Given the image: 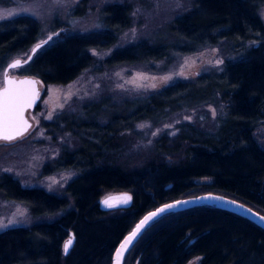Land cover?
Masks as SVG:
<instances>
[{
    "label": "trees",
    "instance_id": "16d2710c",
    "mask_svg": "<svg viewBox=\"0 0 264 264\" xmlns=\"http://www.w3.org/2000/svg\"><path fill=\"white\" fill-rule=\"evenodd\" d=\"M263 5L264 0H191L188 10L168 22L166 38L139 40L110 54L106 66L166 63L172 55L223 43L242 50L239 59L225 61L219 74L177 80L120 107H106L100 122L88 117L98 112L92 105L86 107L87 118L64 119L79 145L64 148L42 171H77L64 195L22 187L10 175L0 176V198L22 203L32 216L58 213L50 221L1 231L0 264H111L118 242L144 213L201 193L221 194L264 216V149L254 139L264 126ZM83 8L81 2L74 11L79 14ZM130 12L126 2L105 5L100 11L102 29L56 35L24 66L23 74L45 84L71 81L91 65L90 49L111 46L128 28ZM39 37L40 26L28 15L0 21V67ZM217 93L226 99L227 114L214 133L182 127L170 141L158 138L141 164L131 165L129 156L120 160V129L144 120L158 123L185 107L209 103ZM200 178L210 183L195 186L193 180ZM102 191H126L132 204L109 214L98 205ZM71 231L74 243L63 255ZM192 257H200L199 264H264V229L214 205L172 211L142 230L123 264H186Z\"/></svg>",
    "mask_w": 264,
    "mask_h": 264
},
{
    "label": "rangeland",
    "instance_id": "374dc122",
    "mask_svg": "<svg viewBox=\"0 0 264 264\" xmlns=\"http://www.w3.org/2000/svg\"><path fill=\"white\" fill-rule=\"evenodd\" d=\"M190 1L0 0V14H16L0 21L28 15L38 22L40 37L36 43L48 42L49 37L53 38L58 34H87L102 29L100 11L105 5L126 2L131 6L128 28L118 34L111 46L90 49L91 65L74 79L65 84H45L39 79L40 98L28 114L32 122L30 129L18 139L0 142V176L8 174L22 187H38L48 193L64 195L65 185L77 175V171L70 168L42 173L45 166H52V162L58 158L64 148L72 150L79 145L77 137L72 135L73 130L64 127V119L83 120L84 117L87 118L86 107L92 105L96 106L98 112L94 111L88 117L100 122L101 117L104 116L103 111L108 110L106 107H120L123 102L147 96L177 80L191 81L200 76H215L222 71L225 61L239 59L242 50L223 43L208 45L187 54L172 55V59L166 63L161 61L143 65L114 66L104 64V60L114 51L139 40L155 42L166 38L165 28L168 22L176 14L188 10ZM81 2L84 3V8L79 14L75 13L74 9ZM259 16L264 23V5L259 9ZM54 26L58 28L54 30ZM249 44L250 42H247L244 45ZM30 48L9 57L3 63L0 67V87L3 85L6 64L16 57L24 60ZM25 65L9 69L8 74L15 77L24 75ZM226 108V99L217 93L209 103L185 107L162 117L158 123L144 120L136 123L131 129H120L121 146L118 147L122 150L118 154L120 160L124 161L129 156L131 165L141 164L158 138L170 141L178 136L182 127L187 126L205 134H212L227 114ZM142 125L144 127H141ZM254 139L264 149V126L258 128ZM192 183L201 186L210 183V179H194ZM112 193L117 192L102 191L99 200ZM69 202L71 207L72 203ZM119 210L108 212L112 214ZM56 216L58 213L32 216L22 203L0 198V223L6 225L0 228V232L9 228L30 226L39 221H50ZM199 263L200 257H192L186 262V264Z\"/></svg>",
    "mask_w": 264,
    "mask_h": 264
},
{
    "label": "water",
    "instance_id": "95a60500",
    "mask_svg": "<svg viewBox=\"0 0 264 264\" xmlns=\"http://www.w3.org/2000/svg\"><path fill=\"white\" fill-rule=\"evenodd\" d=\"M45 42H47V41H41V42L34 43L31 46L30 50H29L28 56L24 60H21L20 58L16 57V58L10 60L6 64V66L4 68L3 85H2V87H0V92H3V90L6 87H8V88H11V89H14V90H22V91H26V92H29V93L32 92V91H34L36 93V95L32 99V103L30 105H25L23 107V110L20 113V118L23 121L26 122V127H25L24 131L22 132V134L19 137L23 136L30 129V127L32 125V122H31L30 117H29L28 114H29L30 111H32L34 109V107L37 105V102L39 101V98H40V96H39V94H40V86H39L40 84H39V82H40V80H39L38 77H36L34 75H29V74H24V75H21V76H18V77L10 76L8 74V70L11 69V68H15V67H10V65H13L17 61H19V65L18 66L25 65L28 61L31 60V59H29V57L32 58L35 55V53L42 46H44ZM38 44L40 45V48H38L37 51L35 53H33V49L36 48V46ZM18 66H16V67H18ZM6 79L7 80L14 81L15 83L14 84H11V85H6L5 84V80ZM21 81H32L34 83H32V84H21L20 83ZM19 137H17L16 139H18ZM0 142H9V141L0 140ZM124 195H128V196L131 197V200L127 204H120L117 201H112L114 204H116V206L115 207H112V208H107L102 203V201L105 198H107V197H121V196H124ZM203 197H210V199H198V198H203ZM216 197H218L219 199H214ZM181 201H188L189 203H187V204H180L176 208H174V209H172V210H170L168 212H165V213L161 214L160 216H162V215H164L166 213L172 212V211H181V210H184V209H188V208H192V207H195V206H199V205L206 204V205H214V206H217V207H219L221 209H225V210L232 211V212L238 214L239 216L246 218L247 220L253 222L254 224H256V225H258V226H260L261 228L264 229V221H262V220L259 219V217H264L263 215H261L260 213L254 211L253 209L249 208L248 206L244 205L243 203L238 202V201H236L234 199H231L229 197H226V196H223V195L217 194V193H210V192H208V193H201V194L194 195V196L182 197V198H179V199H176V200H172V201H168V202L162 203V204L158 205L157 207H155V208L147 211L146 213H144L138 219V221L132 226V228L118 242V244L115 247V249L113 251V254H112L111 264H122V261H123V258H124V255H125L126 251L130 248V246L134 243V241L137 239V237L139 236V234L142 232V230L147 225H145V227L136 236V238L133 239L132 243L129 244V245H127L126 248L121 249V245L125 242V238L130 236V234L136 228L137 224H139L140 221L145 216H147L149 213L155 212L157 209L162 208L165 205H168V204H176L177 202H181ZM131 204H132V195L130 193L126 192V191L112 193V194L107 195V196H105L104 198H102L101 200L98 201L99 207L102 210H105V211L115 210V209H126V208L130 207ZM253 214H255V215H253ZM160 216L156 217L154 220H156ZM153 221H150L149 224L151 222H153ZM69 238H73V243H74V235H73V232L72 231L69 232V236L64 241V243ZM64 243L62 245V253H63V255H66L64 253V250H63ZM72 246H73V244H72ZM117 249H121V254L119 256L117 255Z\"/></svg>",
    "mask_w": 264,
    "mask_h": 264
},
{
    "label": "snow or ice",
    "instance_id": "6c2138e0",
    "mask_svg": "<svg viewBox=\"0 0 264 264\" xmlns=\"http://www.w3.org/2000/svg\"><path fill=\"white\" fill-rule=\"evenodd\" d=\"M12 15H16V14L15 13H9L8 15L0 14V19H5L8 18V16H12ZM51 39L52 37H49V40ZM38 48H40L39 44L36 46V48L33 49V53H35ZM29 59H31V57H29ZM18 65H19V61L15 62L13 65H10V67H16ZM14 83H15L14 81L7 79L5 80L6 85H11ZM20 83L32 84L34 82L21 81ZM35 95L36 93L34 91L29 93L22 90H14L8 87H6L3 90V92H0V140L12 141L22 134V132L26 127V122L20 118V113L25 105H30L32 103V99L34 98ZM141 127L144 126L142 125ZM153 135H156V133H153ZM198 199H210V197H203ZM214 199H219V198L216 197ZM130 200H131L130 196L124 195L121 197H107L102 201V203L104 204L105 207L112 208L116 206V204H114L112 201H117L120 204H127L129 203ZM187 203L189 202L181 201V202H177L176 204H168L163 206L162 208L157 209L155 212L149 213L140 221L139 224H137L136 228L133 230L130 236L125 238V242L121 245V249H124L127 247V245L131 244L133 239L136 238V236L141 232V230L145 227V225H148L150 221H153L156 217L160 216L161 214L176 208L180 204H187ZM259 219L264 221V217H259ZM9 223L12 222L9 221ZM4 227H6V225L0 223V228H4ZM72 244H73V238H69L64 243L63 250L65 254H68ZM121 249H117L118 256L121 254Z\"/></svg>",
    "mask_w": 264,
    "mask_h": 264
}]
</instances>
